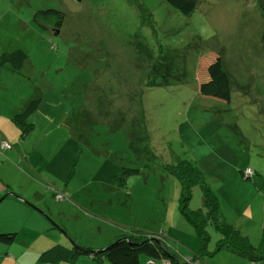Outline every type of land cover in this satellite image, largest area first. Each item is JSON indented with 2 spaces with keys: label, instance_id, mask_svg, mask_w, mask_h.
I'll return each mask as SVG.
<instances>
[{
  "label": "rangeland",
  "instance_id": "374dc122",
  "mask_svg": "<svg viewBox=\"0 0 264 264\" xmlns=\"http://www.w3.org/2000/svg\"><path fill=\"white\" fill-rule=\"evenodd\" d=\"M24 4L22 20L46 8L66 18L58 33L35 25L42 36H24L34 66L0 65V116L39 100L18 141L0 138L36 180L7 163L8 181L41 194L39 204H26L42 228L28 215L17 221L16 242H26L16 243L27 255L21 264H53L39 257L56 244L97 251L132 232L154 235L173 252L154 264H264V0H199L190 15L165 0ZM21 31L0 29V48ZM209 54L230 77L228 101L202 91L211 78L200 60ZM183 160L201 178L189 208L203 206L201 186L208 187L234 243L252 255L219 249L223 232L214 221L202 246L182 210L175 167ZM0 215L25 216L15 206ZM72 264L97 261L82 254Z\"/></svg>",
  "mask_w": 264,
  "mask_h": 264
},
{
  "label": "trees",
  "instance_id": "16d2710c",
  "mask_svg": "<svg viewBox=\"0 0 264 264\" xmlns=\"http://www.w3.org/2000/svg\"><path fill=\"white\" fill-rule=\"evenodd\" d=\"M173 8L177 9L185 15H190L198 6L199 0H165ZM66 14L63 10L58 8L38 9L33 14V21L39 29L58 33L62 29L65 22ZM218 55L209 54L200 60V70L207 69V75L210 76V82L201 83L204 86L203 92L210 96L217 97L222 100H229L230 98V77L223 72V64ZM28 54L24 49H17L11 52H4L0 56V64L11 63L12 66L20 70L24 66ZM219 72V74H218ZM213 80V84H212ZM207 87V88H205ZM211 88V91H210ZM39 106V100L30 101L27 106L15 115L13 118L15 123L23 130H26L25 124H28L27 115L36 110ZM5 154V152H4ZM175 172L179 176L182 185V210L186 212L187 217L194 224L202 246L205 247L209 239V234L206 226L209 222H217L222 230V239L219 242V249L227 248L232 251L248 253L252 255L255 251L242 250V247L235 244V237L228 223L224 222L218 216V206L215 197L205 185H202L204 191L203 206L191 210L189 208V201L191 199V190L198 183L200 173L197 167L188 160H183L177 167ZM202 183V182H201ZM218 216V220H216ZM232 232V234H231ZM125 236H120L115 242L102 250H92L85 247L74 246L67 248L61 244H56L40 254V261L46 263L59 264L63 261L73 263L76 257L82 254H92L97 264H104L105 261L111 264H143V255L153 258L172 260L175 258L171 251L168 250L167 245L161 239L156 238L154 235L146 233H134ZM0 240L5 243H11L14 240V233L0 234ZM238 243V242H237ZM204 252V251H203ZM151 258V259H150ZM145 262V261H144Z\"/></svg>",
  "mask_w": 264,
  "mask_h": 264
},
{
  "label": "crops",
  "instance_id": "0c3cea01",
  "mask_svg": "<svg viewBox=\"0 0 264 264\" xmlns=\"http://www.w3.org/2000/svg\"><path fill=\"white\" fill-rule=\"evenodd\" d=\"M24 2L25 0H0V29L2 31H7V29H12L13 27H17V29H20V30L23 29V31L18 33L19 37L17 39L8 42V44L6 45L1 46L0 54L2 52L3 53L11 52L17 49H24L27 52L28 45L24 41V36L25 38H27L28 36H32V39H35V41L42 36L41 33L33 30L35 23L33 21L31 11H30V16H26L24 20H22V17L19 15L18 10H20L19 8L23 7V5L25 6ZM19 20H21L20 21L21 26L18 25V23H14L15 21L19 22ZM29 58L30 57L28 56V59L26 60L23 67H27L29 65L34 66L33 62ZM3 67L4 68L9 67V65H4ZM0 74L2 73L0 72ZM26 102L29 103V101H26ZM26 102H23L21 105L15 106L13 110L11 111L10 115L7 114L6 117L3 115L0 116V138L1 136H5L8 139L12 140L13 142L18 141L19 132L21 130H20V127H18V125L15 123L13 118L15 117L17 113H19L21 110H23L27 106L28 103ZM21 148H23V144H21ZM17 155L18 154L14 149H9L5 151L4 158H6V161H4V158H3L1 165H0V197H2L4 194L8 192L13 191L17 195H19L21 198H23L24 200H28L30 202H36V204H39L40 203L39 199L41 197V194L39 191H35L33 192V194H29L28 192H25L24 190L26 189L24 188L18 191L17 189H15L13 185H11L10 181H8L9 176H7L8 175L7 170H6L7 167H5L7 163H9L10 165L14 167L18 166L20 170H22L23 175L26 177V179H29L31 182L36 181L30 173L24 172L25 170L22 169L23 167L20 164H18ZM10 158H12L14 161H11ZM29 161L32 162V157H29ZM16 169L17 168H13L12 170L16 172ZM20 170H18L19 174L22 173ZM20 197L15 196V195H10L0 202V206L3 205L1 210L5 209L7 206H15L23 210V213L25 214V216H22V218H12L10 216L3 218L0 215V234L14 233V240L11 243H5L4 241L0 240V264H21L27 258L26 254H22V251L17 250L16 243H20L21 241H23L21 240L19 242H16V240L19 238L18 230H17V226H18L17 221H23L25 223L26 215H28L29 217L36 220L35 222H37V224L39 225L38 229L42 228V223L40 222V220L29 209V206L26 204V202L22 200ZM175 253L178 254L176 251ZM180 258L178 259L181 260ZM182 261L183 259L181 260V262Z\"/></svg>",
  "mask_w": 264,
  "mask_h": 264
},
{
  "label": "built area",
  "instance_id": "2783aa9c",
  "mask_svg": "<svg viewBox=\"0 0 264 264\" xmlns=\"http://www.w3.org/2000/svg\"><path fill=\"white\" fill-rule=\"evenodd\" d=\"M13 148V145L8 140H2L0 142V165L4 156L5 150ZM247 173H250L252 175V169L247 168ZM248 175V174H247ZM250 176V175H248ZM56 191L57 198H63L65 197V194L63 192L57 191V189H54ZM148 264H154V261H149ZM156 264V263H155Z\"/></svg>",
  "mask_w": 264,
  "mask_h": 264
},
{
  "label": "water",
  "instance_id": "95a60500",
  "mask_svg": "<svg viewBox=\"0 0 264 264\" xmlns=\"http://www.w3.org/2000/svg\"><path fill=\"white\" fill-rule=\"evenodd\" d=\"M10 195H15V196H18L20 197L19 195H17L15 192L11 191V192H8L6 194H4L2 197H0V202L3 201L5 198H7L8 196ZM21 198V197H20ZM22 200H24L23 198H21ZM25 202L28 201V200H24ZM27 203V202H26Z\"/></svg>",
  "mask_w": 264,
  "mask_h": 264
},
{
  "label": "clouds",
  "instance_id": "9594fccd",
  "mask_svg": "<svg viewBox=\"0 0 264 264\" xmlns=\"http://www.w3.org/2000/svg\"><path fill=\"white\" fill-rule=\"evenodd\" d=\"M156 263V262H155Z\"/></svg>",
  "mask_w": 264,
  "mask_h": 264
}]
</instances>
